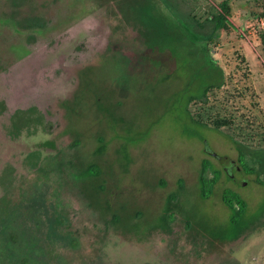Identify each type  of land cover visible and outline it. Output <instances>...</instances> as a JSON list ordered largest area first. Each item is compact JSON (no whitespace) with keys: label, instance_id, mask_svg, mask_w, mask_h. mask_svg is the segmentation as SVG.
I'll list each match as a JSON object with an SVG mask.
<instances>
[{"label":"rangeland","instance_id":"rangeland-1","mask_svg":"<svg viewBox=\"0 0 264 264\" xmlns=\"http://www.w3.org/2000/svg\"><path fill=\"white\" fill-rule=\"evenodd\" d=\"M221 1L161 3L197 31ZM230 8L210 44L225 83L189 107L199 127L175 104L172 45L130 62L109 48L138 31L96 0H0V264H264V186L210 128L264 150V0ZM205 161L221 176L202 200ZM228 188L247 203L236 226Z\"/></svg>","mask_w":264,"mask_h":264},{"label":"trees","instance_id":"trees-1","mask_svg":"<svg viewBox=\"0 0 264 264\" xmlns=\"http://www.w3.org/2000/svg\"><path fill=\"white\" fill-rule=\"evenodd\" d=\"M96 1L101 8L111 13V17H118L120 23L138 31L139 47L121 44L110 46L109 49L118 53L122 58L135 62L146 58L147 52L153 51L155 44L156 46L160 44L161 47L162 45L166 47L172 45L170 58H172L174 68L170 74L174 76L183 72L187 77L180 91L174 95L175 104H181L183 113L191 124L207 127L206 124L193 118L189 107L196 103H206L208 96L220 90L225 83L223 69L210 53V44L216 32L225 31L229 28L231 0H222L219 4V12L209 21L210 26L204 28L197 25L199 28L197 31H194L191 24L172 16L171 11L161 3V0ZM112 31L114 33L117 30L113 27ZM140 47H142V51L138 49ZM70 100L60 101L57 107L70 111V103L72 102ZM211 123L212 127L210 128L221 133L237 151L239 168L245 175H255L259 178L262 174L264 175V150L251 148L239 142L232 134L221 131L222 128L229 125L225 119L219 117ZM86 172L92 178L98 173L94 167H90ZM220 176V171L216 170L209 162L203 163L198 177L199 195L202 200H207L212 196ZM259 178L257 184L264 186V180L260 181ZM161 185H164V182H161ZM169 200L171 202L176 200V194L171 195ZM221 200L231 212L230 224L239 225L247 208L246 201L239 193L229 188L223 191ZM171 217L173 218L174 215L172 214ZM4 228L6 231L10 230L9 221H4ZM8 242L15 243L13 235H9Z\"/></svg>","mask_w":264,"mask_h":264},{"label":"flooded vegetation","instance_id":"flooded-vegetation-1","mask_svg":"<svg viewBox=\"0 0 264 264\" xmlns=\"http://www.w3.org/2000/svg\"><path fill=\"white\" fill-rule=\"evenodd\" d=\"M238 168V167H237Z\"/></svg>","mask_w":264,"mask_h":264},{"label":"water","instance_id":"water-1","mask_svg":"<svg viewBox=\"0 0 264 264\" xmlns=\"http://www.w3.org/2000/svg\"><path fill=\"white\" fill-rule=\"evenodd\" d=\"M206 144V143H205Z\"/></svg>","mask_w":264,"mask_h":264}]
</instances>
